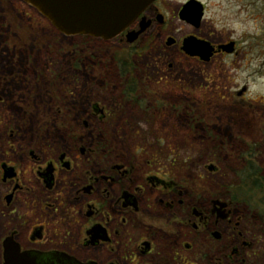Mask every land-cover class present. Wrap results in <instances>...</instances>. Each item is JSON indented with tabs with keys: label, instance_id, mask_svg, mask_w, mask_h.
Returning a JSON list of instances; mask_svg holds the SVG:
<instances>
[{
	"label": "rangeland",
	"instance_id": "obj_1",
	"mask_svg": "<svg viewBox=\"0 0 264 264\" xmlns=\"http://www.w3.org/2000/svg\"><path fill=\"white\" fill-rule=\"evenodd\" d=\"M185 1L172 0L173 8ZM199 1L206 5L205 20L215 23H204L201 33L215 42L229 35L239 48L237 58L205 63L182 57L165 46L164 27L127 47L118 40L103 45L100 39L64 36L22 1L0 0L1 81L16 79L20 98L36 100V112L26 121L33 132H87L70 117L83 119L88 106L96 105L106 118L89 121L88 131L102 134L117 156L176 164L181 170L173 175L193 182L198 193L243 201L249 194L239 177L241 154L249 147L264 175V0ZM175 25L177 37L191 31ZM134 84L138 91L128 96L123 87ZM17 104L6 120L22 122L21 99ZM208 164L218 171L208 173ZM251 194V206L239 200L235 207L247 217L242 230L253 241L246 264H264V206ZM210 261L188 255V264Z\"/></svg>",
	"mask_w": 264,
	"mask_h": 264
},
{
	"label": "flooded vegetation",
	"instance_id": "obj_2",
	"mask_svg": "<svg viewBox=\"0 0 264 264\" xmlns=\"http://www.w3.org/2000/svg\"><path fill=\"white\" fill-rule=\"evenodd\" d=\"M189 1L174 8L172 0L153 1L103 45L118 40L129 46L127 33L138 31L144 17L148 27L132 45L164 27L165 46L182 57L205 63L237 58L239 48L229 35L215 42L201 33L204 23L215 25L205 20L204 3L195 0L202 9L199 23L187 20L182 9ZM175 22L191 31L177 37ZM189 38L208 43V61L183 50ZM16 81L0 78V264H188L189 254L198 262L210 259L208 264H246L253 241L242 230L247 217L235 197L198 193L193 182L173 175L181 170L176 164L117 156L102 134L88 131L89 121L106 118L96 105L88 106L83 119L70 117L87 132H33L26 121L36 112V100L20 98ZM20 83L29 87L27 79ZM125 86L134 97L138 85H124L123 91ZM19 99L22 122L6 120ZM206 170L218 168L208 164Z\"/></svg>",
	"mask_w": 264,
	"mask_h": 264
},
{
	"label": "water",
	"instance_id": "obj_3",
	"mask_svg": "<svg viewBox=\"0 0 264 264\" xmlns=\"http://www.w3.org/2000/svg\"><path fill=\"white\" fill-rule=\"evenodd\" d=\"M20 1L34 9L53 29L64 36L111 40L124 32L155 0ZM182 13L188 16L187 20L197 24L202 15L201 5L190 0L183 6ZM148 24L142 17L140 29L127 33V42L133 43L147 29ZM183 45V50L189 56L198 57L202 61H208L211 56V48L206 42L189 38Z\"/></svg>",
	"mask_w": 264,
	"mask_h": 264
},
{
	"label": "trees",
	"instance_id": "obj_4",
	"mask_svg": "<svg viewBox=\"0 0 264 264\" xmlns=\"http://www.w3.org/2000/svg\"><path fill=\"white\" fill-rule=\"evenodd\" d=\"M131 82H133V80ZM250 152H252V149L249 147V151L241 154V158L244 159L245 167L243 168V171L240 173V176H239L241 177V180L243 183V187L242 185L240 186L242 188L247 187L248 189L247 193L249 194V196H247V194H245V196L243 195L244 196L243 201L235 197L236 199L235 201L236 203L238 202L239 204V200H240L242 202H245L246 204H249V206H251V199H253L254 197L251 194L252 192L254 193L255 196L257 195L260 199L259 201H257L256 204H259V205L261 204L262 206H264V175L262 173V169L257 167L253 163L252 158L254 155L250 154ZM254 208H255V205L253 204V206L251 207L252 209L251 211L253 214L257 212L256 210H254ZM258 214L261 216L260 213Z\"/></svg>",
	"mask_w": 264,
	"mask_h": 264
}]
</instances>
